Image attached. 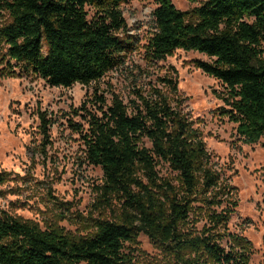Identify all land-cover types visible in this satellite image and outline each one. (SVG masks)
<instances>
[{"label": "trees", "instance_id": "16d2710c", "mask_svg": "<svg viewBox=\"0 0 264 264\" xmlns=\"http://www.w3.org/2000/svg\"><path fill=\"white\" fill-rule=\"evenodd\" d=\"M127 1L0 0L9 19L0 25L3 55L51 86L90 85L136 49L119 8ZM157 1L147 45L151 60L176 49L212 58L195 63L225 86L219 97L241 140L263 141L264 148V0H205L191 11ZM87 7L96 10L91 18ZM162 81L167 91L154 87L140 94L131 111L118 96L108 103L96 95V113L82 107L87 126L78 131L87 159L102 168L104 193L122 194L123 218L97 219L91 235H80L0 213V264H133L126 244L141 232L181 254L182 264H249L246 239L232 235L229 250L221 244L218 229L226 228L237 202L214 169L202 133L181 108L178 83ZM162 164L178 185L160 175ZM5 180L0 173V185ZM196 203L208 224L201 231L195 227L199 219H191Z\"/></svg>", "mask_w": 264, "mask_h": 264}, {"label": "rangeland", "instance_id": "374dc122", "mask_svg": "<svg viewBox=\"0 0 264 264\" xmlns=\"http://www.w3.org/2000/svg\"><path fill=\"white\" fill-rule=\"evenodd\" d=\"M204 1L172 0L178 9L189 11ZM157 7V0L120 4L136 49L90 85L51 86L15 61L9 65V57L3 55L6 46L0 45V173L6 176L0 185V213L43 229L60 226L80 235H91L97 219H122L125 199L122 194L104 193L103 170L88 161L78 127L87 126L85 109L98 111L96 95H103L108 103L118 96L131 111L140 94L147 95L154 87L167 91L162 79L169 78L178 83L181 108L202 133L214 169L237 202L226 228L218 229L224 235L221 244L229 250L234 245L231 236L238 235L250 243L249 264H264L263 141L244 143L237 124L224 113L227 106L219 95L225 86L195 63L212 58L176 49L163 60H151L147 45ZM87 11L89 18L96 12L92 7ZM8 20V14L0 12V25ZM158 170L178 185L166 165ZM200 205L194 204L191 219H199L195 227L201 231L208 224ZM126 247L133 264H182L181 254L146 232Z\"/></svg>", "mask_w": 264, "mask_h": 264}]
</instances>
